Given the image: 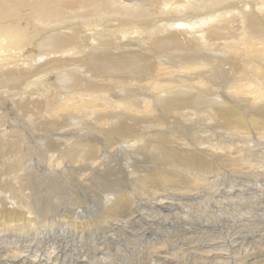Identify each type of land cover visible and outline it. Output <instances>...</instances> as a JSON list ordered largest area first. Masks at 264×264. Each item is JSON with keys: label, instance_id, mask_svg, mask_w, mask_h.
Masks as SVG:
<instances>
[{"label": "bare ground", "instance_id": "obj_1", "mask_svg": "<svg viewBox=\"0 0 264 264\" xmlns=\"http://www.w3.org/2000/svg\"><path fill=\"white\" fill-rule=\"evenodd\" d=\"M257 138L264 140V0H0V232L11 231L13 236L26 228L32 231L37 226L32 214L43 218L60 201L38 194L36 180L47 182L50 194L61 189L77 202L80 193L72 186L59 187L57 173L66 180L78 176V184L87 171L111 195L100 208L102 221L111 222L117 214L129 213L137 195L209 185V176L223 171L260 175L264 156L257 152L262 148L264 153V143ZM46 153L50 176L44 178L35 169L34 156L40 162ZM119 154L131 176L126 182L111 177L110 165L120 164ZM79 223L88 225L85 220ZM31 242L33 238L25 247L18 242L23 250L13 247L14 264L38 262L37 255L20 257ZM258 250L249 252L254 260L249 264H264L259 260L264 252ZM202 252L222 255L210 248ZM49 253L50 260L59 259L53 250ZM108 256L93 258L90 264H112ZM168 258L157 254L150 263L170 264Z\"/></svg>", "mask_w": 264, "mask_h": 264}, {"label": "rangeland", "instance_id": "obj_2", "mask_svg": "<svg viewBox=\"0 0 264 264\" xmlns=\"http://www.w3.org/2000/svg\"><path fill=\"white\" fill-rule=\"evenodd\" d=\"M263 142L264 140L261 139H256V142ZM261 144H258V147H262L259 146ZM262 148H260V151L257 152L259 153L258 155L260 156H264V153H261ZM262 154V155H261ZM120 155V154H119ZM46 159L40 162H37V158L36 156H34V162L35 165H37V167H35V169L37 170V173L40 174L42 177L46 178V176H50V163L49 161V157L50 154L46 153L45 154ZM123 155H120V164H114V166L111 164L110 168L111 171V177L113 175L112 178H116L117 180H124L125 182L127 181V179L131 176H128L124 167L122 166V162H123ZM47 163V165H46ZM39 164V165H38ZM43 166V167H42ZM40 169V170H39ZM48 169V170H47ZM116 171H115V170ZM262 173L260 175L257 176H253V174H250L249 172H245L242 173L240 172L237 173L235 171H223V173H219L220 176H222L220 178V176L218 177V175H210L209 176V180L212 181L206 184H202L199 187H193V186H189L186 188H175V189H164V190H159L157 191V195L155 198V195L152 196H134L133 199V204H132V208L129 211V213L127 214H117L114 218L110 219L111 222H103L100 216V208L104 207V205L106 204V198L105 197H111L110 193L107 190H104L96 181V178H92L91 175H88L86 173L82 174V182L75 184V182H77V180H79L78 176L72 177L69 180H66L62 177L61 173H57V175L59 177H61L58 181V186L62 187V188H66L68 186H72L73 187V192L76 193L78 191V193H80L78 195V201L77 202H73L71 197V194L67 193L64 194L63 190L61 189H57L56 191L52 192L50 194L49 190H52L49 185L47 184V182L43 181L40 182L39 180H36L34 183L35 186V190L37 191V193L39 192L41 194V196L45 197L48 201L51 199L52 201H56V200H60L58 203H56L55 206L57 207H53L50 211V207L48 209V211L43 215V218H41L39 215H41L40 213L36 212L33 213L32 215H35V217L33 218V223L37 224L33 225L32 227V231L30 232L27 228L24 230V233L21 232L13 234L14 232H12L13 236H10V232L11 231H1L0 232V261H2L3 264H14V261H12L11 259V253L14 252L13 247L17 246L20 250H23L22 246L25 247L27 243H29V240L31 238H33V242H31L30 248L25 249L21 254L20 257L24 258V257H28L30 255H37L36 259L39 258L38 262L36 264H46V259L47 260V264H80L81 261L87 262L89 260H93V258L95 259H99V258H107V255H110L109 259H112V264H118V262L120 261L119 264H151V259L156 257V255L158 254V256H160L161 254H166L169 258L168 260H170V264H221V263H225L228 260H231V262L229 261V264H249L251 261H254L253 259L249 258V252L250 254L252 252L257 253L256 251H263L264 252V225H262L260 223H264V186L262 187L261 185H264V165L262 166ZM47 170V171H46ZM120 171V172H118ZM123 172V173H122ZM119 173V174H118ZM247 173V175H246ZM116 174V175H114ZM122 174V175H121ZM226 175V176H225ZM245 175V176H244ZM91 178H89V177ZM133 176H135V174H133ZM217 176V177H216ZM230 176V177H229ZM122 177V178H121ZM127 177V178H126ZM216 177V178H214ZM237 177V179H236ZM246 177V178H244ZM248 177V178H247ZM262 177V178H261ZM121 178V179H120ZM221 182H220V180ZM231 179L229 181V179ZM236 180H235V179ZM76 179V181H75ZM94 179V180H93ZM228 179V180H226ZM234 179V180H233ZM248 181H247V180ZM85 182H84V181ZM225 180V181H224ZM244 180V181H243ZM257 180V181H256ZM62 181V182H61ZM123 181V182H124ZM219 181V182H218ZM227 181V182H226ZM240 181V182H239ZM246 181V182H245ZM255 181V182H254ZM91 182L90 187H86L85 184ZM213 182H215V184H213ZM226 184H225V183ZM252 182V183H251ZM218 183V184H217ZM225 185H224V184ZM230 183V184H227ZM233 183V186H231ZM262 183V184H260ZM95 184V186H94ZM213 184V185H212ZM217 184V185H216ZM221 184V185H219ZM223 184V185H222ZM237 184V185H236ZM243 185V187L241 188V186ZM98 185V186H97ZM235 185V186H234ZM260 185V186H259ZM46 186V187H45ZM211 186V187H210ZM218 186H220L219 190H221V192L217 191L218 190ZM232 188H231V187ZM240 187V189L238 187ZM259 187L256 188V187ZM78 187V188H77ZM81 187V188H80ZM97 187V188H96ZM214 187V188H213ZM216 187V188H215ZM222 187V188H221ZM245 187V189L243 190V188ZM42 188V189H41ZM80 188V189H79ZM91 188V190L89 191V189ZM99 188V189H98ZM230 188V189H228ZM82 189V190H81ZM94 189V190H93ZM186 189V190H185ZM208 189V190H207ZM223 189V190H222ZM250 189V191H249ZM258 189V190H257ZM86 190V191H85ZM166 190V191H165ZM195 192H194V191ZM43 191V192H42ZM84 191V192H83ZM89 191V192H87ZM94 191V192H93ZM98 191V192H97ZM171 191V192H170ZM210 191V192H209ZM223 191V192H222ZM227 191V193H225ZM246 191H248L247 193H245ZM258 191V192H257ZM60 195H59V193ZM167 192V193H166ZM231 192V193H230ZM249 192H251L252 194H250ZM254 192V194H253ZM256 192V193H255ZM38 193V194H39ZM91 193V194H90ZM225 193V194H224ZM69 194V195H68ZM102 194V195H101ZM175 194V196H174ZM204 194V195H203ZM210 194V195H209ZM67 195V197H66ZM177 195V196H176ZM203 195V196H202ZM248 195V196H247ZM251 195V196H250ZM263 195V196H262ZM53 196H54V200H53ZM60 196V197H59ZM85 196V197H84ZM87 196V197H86ZM194 196V197H193ZM232 196V197H230ZM258 196V197H257ZM71 197V198H70ZM84 197V198H83ZM99 197V198H98ZM143 199L141 200L140 199ZM193 197V198H191ZM215 197V198H214ZM170 198V199H169ZM222 198V199H221ZM241 198V199H239ZM252 198V199H251ZM67 199V200H66ZM69 199V200H68ZM103 199V200H102ZM193 199V200H192ZM216 199V200H215ZM64 200V201H63ZM160 200V201H159ZM230 200V201H229ZM239 200V201H238ZM242 200V201H241ZM263 200V201H262ZM47 201V202H48ZM80 201H82V207L81 204L79 203ZM85 201V202H84ZM156 201V202H155ZM163 201V202H162ZM201 204H200V202ZM210 201V203L208 204V202ZM213 201V202H212ZM244 201V202H243ZM246 201V202H245ZM251 201V202H250ZM255 201V202H254ZM92 202V203H91ZM96 202V203H95ZM165 202V203H164ZM192 202V203H191ZM219 202V203H218ZM220 202H222L220 204ZM244 204H243V203ZM248 202V203H247ZM254 202V203H253ZM91 203V205L89 204ZM229 203V204H228ZM248 205H247V204ZM252 203V204H251ZM49 206H50V202H48ZM63 204L65 206H63ZM96 204V205H95ZM103 204V205H102ZM174 204V205H173ZM198 204V205H197ZM232 204V205H231ZM77 205H79V207H77ZM93 205V206H92ZM96 207H95V206ZM98 205V206H97ZM145 205V206H144ZM165 207H163V206ZM168 207H167V206ZM196 205V206H195ZM227 205V206H226ZM251 205V206H249ZM91 206V207H90ZM101 206V207H100ZM185 206V207H184ZM211 206V208H210ZM253 206V207H252ZM77 207V208H76ZM140 207V208H139ZM222 207V208H221ZM229 207V209H228ZM246 207V208H245ZM257 207V208H256ZM67 208V209H66ZM71 208V209H70ZM87 208V209H85ZM143 208V209H141ZM263 208V209H262ZM63 211H62V210ZM75 209V210H74ZM77 209H79L77 211ZM91 209V210H90ZM178 209V210H177ZM251 209V210H249ZM256 209V210H255ZM56 212H55V211ZM66 210V212H65ZM94 210V213H93ZM163 210V211H162ZM218 212H217V211ZM234 210V211H233ZM254 210V211H253ZM263 210V211H262ZM69 211V212H68ZM75 211V212H74ZM87 211V212H86ZM98 211V212H97ZM161 211V212H160ZM221 211V212H220ZM252 211V212H250ZM49 212V213H48ZM90 212V213H88ZM159 212V213H158ZM211 212V213H210ZM214 212V213H213ZM59 213V214H58ZM69 213V214H68ZM76 213V215H75ZM85 213V214H84ZM88 213V215H87ZM138 213V214H137ZM200 213V214H199ZM207 213V214H205ZM260 213V214H259ZM67 214V216H66ZM82 214V215H81ZM92 214V215H91ZM94 214V215H93ZM129 214V215H128ZM144 214V215H142ZM149 217H148V215ZM164 214V215H163ZM241 214V215H240ZM246 214V215H245ZM254 214V215H253ZM257 214V215H256ZM54 215L56 217V219H54ZM58 215V216H57ZM61 215V216H60ZM75 215V216H74ZM78 215V216H77ZM80 215V216H79ZM90 215V217H89ZM133 216V219H130L129 216ZM141 215V216H140ZM167 215V216H165ZM169 215V216H168ZM194 215V216H193ZM228 215V216H227ZM37 216V217H36ZM39 216V217H38ZM92 216V217H91ZM191 216V217H190ZM206 216V217H205ZM213 218H212V217ZM240 216V217H239ZM243 216H245V220L243 219ZM45 217V218H44ZM52 217V218H49ZM61 217V218H59ZM82 217V218H79ZM96 217L98 219L101 220H97ZM151 217V218H150ZM165 217V218H164ZM179 219H176L178 218ZM224 217V218H223ZM249 217H252L249 218ZM258 217V218H257ZM38 218V219H36ZM47 218V220H46ZM67 218V219H66ZM77 218V219H75ZM118 218V219H117ZM122 218V220H121ZM124 218V219H123ZM142 218V219H141ZM175 218V219H174ZM223 218V219H222ZM231 218V219H230ZM202 219V221H201ZM242 219V220H241ZM254 219V220H253ZM42 220V221H41ZM45 220V221H44ZM49 220V221H48ZM65 220V221H64ZM79 220H85L88 222V225L85 224H78ZM149 220V221H148ZM164 220V221H163ZM169 220V221H168ZM179 220V222H178ZM192 220V221H191ZM40 221V222H39ZM48 221V222H47ZM53 221V222H52ZM60 223H59V222ZM64 221V222H62ZM74 221H77L76 223H74ZM102 221V223L100 222ZM122 221V222H121ZM125 221V222H123ZM127 221V222H126ZM137 221V222H136ZM168 221V222H167ZM222 221V222H221ZM48 224H46V223ZM52 222V223H51ZM57 222L59 224L54 225L53 223ZM92 222V223H91ZM101 224H100V223ZM118 224H117V223ZM184 226H183V224ZM202 222V224H201ZM205 222V223H204ZM207 222V223H206ZM230 222V223H229ZM233 222V223H232ZM247 222V223H246ZM256 222H260V223H256ZM45 223V224H44ZM52 225H51V224ZM66 223V224H65ZM130 223V224H129ZM132 223V224H131ZM137 223V224H136ZM173 223V224H172ZM181 223V224H180ZM239 223V224H238ZM240 223H243L242 225ZM39 224V225H38ZM65 224V225H64ZM177 224V225H176ZM220 224V225H219ZM226 224V225H224ZM245 224V225H244ZM251 224V225H250ZM41 225V226H40ZM47 225V226H46ZM51 225V226H50ZM54 225V227H53ZM60 225V226H59ZM76 225L80 227L76 228ZM95 225V226H94ZM197 225V226H196ZM212 225V226H211ZM240 225V226H239ZM244 225V226H243ZM50 226V227H49ZM63 226L65 227L63 229ZM83 226V227H81ZM86 226V227H84ZM88 226V227H87ZM91 228H90V227ZM101 226H105L104 228ZM111 226V227H109ZM132 226V227H131ZM201 226V227H200ZM205 226V227H204ZM209 226V227H208ZM241 226H243L244 228H242ZM255 226V227H254ZM43 227V228H42ZM46 227V228H45ZM109 227V228H108ZM171 227V228H170ZM233 229H232V228ZM240 227V228H239ZM38 228V230H37ZM42 228V230H40ZM48 228V229H47ZM52 228V231L49 230ZM56 228V229H55ZM96 228V229H95ZM111 228V232L110 231ZM136 228V229H135ZM207 228V229H206ZM216 228V229H215ZM235 228V229H234ZM238 228V231H237ZM35 229V230H34ZM45 229V230H43ZM131 229V230H130ZM168 229V230H166ZM176 229V230H175ZM185 229V230H184ZM193 229V230H192ZM203 229V230H202ZM211 229V230H210ZM222 229V230H221ZM244 229V230H243ZM27 230V231H26ZM49 230V231H48ZM61 230V231H60ZM118 233H115V231ZM136 230V231H135ZM146 230V232H145ZM150 230V231H149ZM199 230V231H198ZM208 230V231H207ZM256 230V231H255ZM263 230V231H262ZM28 232V233H25ZM34 231H36V233H34ZM39 231V232H38ZM97 231V232H96ZM99 231V232H98ZM155 231V232H154ZM157 231V232H156ZM197 231V232H196ZM228 233H227V232ZM241 231V232H240ZM244 231V232H243ZM43 232V233H42ZM45 232V233H44ZM64 232V233H62ZM67 232V233H66ZM69 232V233H68ZM71 232V233H70ZM81 234V236L79 235V233ZM150 232V233H149ZM154 232V233H153ZM195 232V233H194ZM205 232V234L203 233ZM219 232V233H218ZM223 232V233H222ZM254 232V233H253ZM256 232V233H255ZM258 232V233H257ZM9 233V234H8ZM41 234L38 236V234ZM61 233V234H59ZM76 233V234H75ZM84 233V234H83ZM114 233V234H113ZM134 233V234H133ZM142 233V234H141ZM159 233V234H158ZM190 233V235H189ZM215 233V234H214ZM217 233V234H216ZM243 233V234H242ZM6 234V235H5ZM22 234V235H21ZM26 234V235H24ZM29 234V235H28ZM43 234V235H42ZM45 234V235H44ZM67 234V235H66ZM97 234V235H96ZM104 234V235H103ZM121 236H119V235ZM144 234V235H143ZM170 236H169V235ZM188 234V235H186ZM232 234V236H231ZM236 234V235H235ZM259 234V235H258ZM21 235V236H20ZM30 235L32 237H30ZM75 235V236H74ZM103 235V237H102ZM118 235V236H117ZM217 238H215L216 236ZM221 235V237L219 236ZM226 236V239L223 236ZM242 235V236H241ZM245 235V236H244ZM28 236V239H27ZM45 236V237H44ZM71 236V237H70ZM92 236V237H90ZM111 236V237H110ZM137 236V237H136ZM178 236V237H177ZM198 236V237H197ZM203 236V237H202ZM257 236V237H256ZM10 237V238H9ZM14 237L16 239L15 243H14ZM23 237V239H22ZM39 237V238H37ZM66 239H65V238ZM95 237H97V239L99 238V240H97ZM115 237V238H114ZM126 237V238H125ZM181 237V238H180ZM210 237V238H209ZM213 237V238H212ZM228 237V238H227ZM231 237V238H230ZM247 240H245L246 238ZM9 238V239H8ZM44 238H45V242L47 241V244L44 243ZM69 238V239H68ZM88 238V239H87ZM91 238H93L91 241ZM106 238V239H105ZM112 238H114L112 240ZM177 238V239H176ZM219 238V239H218ZM222 238V239H221ZM249 238V239H248ZM252 238V239H251ZM261 238V239H260ZM96 239V240H95ZM102 239H104V241H102ZM126 239V240H125ZM128 239V240H127ZM160 239V241H159ZM179 239V240H178ZM213 239V240H212ZM251 239V240H250ZM258 239V240H256ZM19 240V241H18ZM34 240H37L34 241ZM39 240V241H38ZM62 240V241H61ZM67 240V241H65ZM75 242H73V241ZM79 242H78V241ZM119 240V241H116ZM144 240V242H143ZM152 240V242H151ZM225 242H223V241ZM227 240V242H226ZM256 240V241H254ZM22 241V246L19 244ZM42 241L43 244L40 242ZM51 245H50V242ZM89 241V242H88ZM108 241V242H106ZM124 241V242H122ZM126 241V242H125ZM147 241V242H145ZM156 241V243H155ZM163 241V242H162ZM167 241L169 242L168 244ZM170 241H173L170 242ZM175 241V242H174ZM201 241V242H200ZM208 241V242H207ZM209 241H213V242H209ZM230 241V242H229ZM236 243H235V242ZM19 242V243H18ZM25 242V243H24ZM36 242V243H35ZM39 242V243H38ZM53 242V243H52ZM84 242V244L82 243ZM94 242L96 244H94ZM123 244H122V243ZM149 242V243H148ZM178 242V243H177ZM182 242L181 245H179ZM222 244H220V243ZM250 242V243H249ZM261 242V243H259ZM1 243L3 244V247L1 245ZM6 243V244H5ZM9 243V245H8ZM11 243V244H10ZM17 243L20 245H17ZM54 243L58 244L55 245ZM86 243V244H85ZM113 243V244H112ZM153 243V244H152ZM177 243V244H175ZM189 243V244H188ZM224 243V244H223ZM244 243V245L242 244ZM261 245H259V244ZM36 244V245H34ZM41 244V245H40ZM54 244V247H52ZM83 244V245H81ZM102 244V245H101ZM117 246L118 249L115 250V245ZM119 244V246L117 245ZM122 244V245H121ZM125 244V245H124ZM161 244V245H159ZM175 244V245H173ZM8 245V247H7ZM47 245V246H46ZM75 245V246H74ZM88 245V246H87ZM108 245V246H107ZM121 245V246H120ZM130 245V246H129ZM148 245V246H147ZM151 245V246H150ZM169 245V246H168ZM172 245V246H171ZM178 245V246H177ZM197 245V246H196ZM215 245V246H214ZM229 245V246H228ZM231 245V246H230ZM234 245V247H233ZM37 246V247H36ZM50 246V247H49ZM74 246V248H73ZM77 246V247H76ZM82 246H86V249H82ZM90 246V247H89ZM91 246H92V250H91ZM99 246V248H98ZM112 246V247H111ZM124 246V247H123ZM155 248H154V247ZM167 248H165V247ZM181 246V247H180ZM196 246V247H195ZM203 246V247H202ZM209 246V247H208ZM227 246L229 248H227ZM245 246V247H244ZM3 247V248H2ZM10 247V248H9ZM35 247V248H34ZM41 247V248H40ZM52 247V248H51ZM57 247V249H56ZM65 247V248H64ZM71 247V248H70ZM96 247V248H95ZM101 247V248H100ZM110 247V248H109ZM115 247V248H114ZM120 247V249H119ZM123 247V250L122 248ZM128 247V249H127ZM149 247V248H148ZM163 247V248H162ZM198 247V248H197ZM244 247V248H243ZM45 248V249H44ZM61 250H60V249ZM102 248H105L104 250ZM108 248V249H107ZM143 250H142V249ZM196 248V249H195ZM211 249L212 251H222V255L221 257L219 256H215L214 255H210L202 252L203 249ZM217 248H220L219 250ZM233 248V249H232ZM258 248V249H257ZM31 249H34L31 250ZM36 249H38L36 251ZM54 252L55 257L59 258L58 260L56 259L55 261L50 260L49 258V250ZM59 249V250H58ZM80 249V250H79ZM88 249V251H86ZM97 249V250H94ZM111 249V253L108 252ZM152 250L151 252H149L150 250ZM171 249L173 251H171ZM182 249V250H181ZM188 249V250H187ZM190 249V250H189ZM200 249V250H199ZM232 250L229 251V250ZM238 249L240 250V252L238 251ZM244 249V253H242V250ZM251 249H253L251 251ZM4 250V251H3ZM9 250V251H8ZM32 252H31V251ZM44 250V251H43ZM64 250V251H63ZM67 250V251H66ZM72 250V252H71ZM148 250V251H147ZM180 250L182 252H180ZM225 250V251H224ZM3 251V252H2ZM6 251V252H5ZM47 253H46V252ZM74 251V252H73ZM91 251V252H90ZM94 251H96V254L94 253ZM102 251V252H101ZM106 251V253H105ZM119 251V252H118ZM125 253H124V252ZM131 254H130V252ZM156 251V252H154ZM178 251V253L176 252ZM224 251V252H223ZM238 251V252H237ZM9 252V253H8ZM56 252V253H55ZM64 252L62 255L61 253ZM78 252H81L80 254ZM84 252V253H83ZM98 252V253H97ZM117 254H115V253ZM123 252V254H122ZM143 254H142V253ZM165 252V253H163ZM173 252V253H172ZM193 252V253H192ZM30 255H29V254ZM36 253V254H35ZM38 253V254H37ZM69 253V254H67ZM77 253V254H76ZM83 253V254H82ZM86 253V255H85ZM104 253V254H103ZM129 253V254H128ZM146 253H147V257H146ZM149 253V254H148ZM151 253V254H150ZM155 253V254H154ZM181 256H180V254ZM211 253V252H210ZM247 253V254H246ZM10 257H9V255ZM40 254H42L43 256H41ZM45 254V256H44ZM88 254V255H87ZM90 254V255H89ZM95 254V256H94ZM120 256H119V255ZM135 254V255H134ZM192 254V255H191ZM224 254V255H223ZM229 254V255H228ZM244 254V255H243ZM258 254V253H257ZM61 255V256H60ZM65 255V256H64ZM70 255V256H69ZM83 257H87L89 256V258L87 259L85 257V259L82 258ZM85 255V256H84ZM91 255H93L92 257H90ZM99 255V256H96ZM102 257H101V256ZM106 255V256H105ZM115 256V257H112ZM121 255L123 257H121ZM125 255V256H124ZM129 255H132L131 257ZM137 255V256H136ZM149 255V256H148ZM152 258H151V256ZM185 255V257H184ZM188 255V256H186ZM208 255V256H207ZM228 255V256H227ZM234 255V256H233ZM237 255V256H236ZM260 255V254H259ZM7 256V257H6ZM49 258H48V257ZM60 256V257H58ZM119 256V257H118ZM143 256V258H142ZM173 256V257H171ZM224 256L226 260H224ZM231 256V257H230ZM236 256V257H235ZM240 258H239V257ZM263 255H260L259 260L260 259H264L262 258ZM42 257V258H41ZM67 257V258H66ZM73 257V258H72ZM145 257V258H144ZM191 257V258H190ZM213 257V258H212ZM10 260H9V259ZM46 258V259H45ZM61 258V259H60ZM82 258V259H81ZM124 258V259H123ZM132 258V259H131ZM206 260H205V259ZM210 258V259H209ZM212 258V259H211ZM228 258V259H227ZM231 258V259H230ZM234 258V259H233ZM239 258V259H238ZM2 259V260H1ZM65 259V261H64ZM74 259V260H73ZM81 259V260H80ZM108 259V258H107ZM143 259V260H142ZM146 259V260H145ZM178 259V260H177ZM181 259V260H180ZM187 259V260H186ZM203 259V260H202ZM220 259V260H219ZM222 259V260H221ZM91 260V261H92ZM136 260V262L134 261ZM138 260V261H137ZM217 260V261H216ZM243 262H242V261ZM70 261V262H69ZM72 261L74 263H72ZM89 261V264L90 262ZM111 262L109 260H106V262ZM187 261V262H186ZM221 261V262H220ZM248 261V262H247ZM49 262V263H48ZM51 262V263H50ZM80 262V263H79ZM23 264H28V263H23ZM87 264V263H86ZM93 264V263H91ZM153 264V261H152ZM261 264V263H260Z\"/></svg>", "mask_w": 264, "mask_h": 264}]
</instances>
